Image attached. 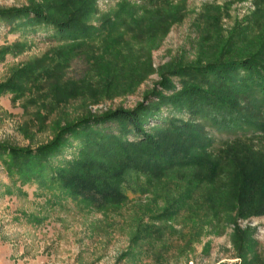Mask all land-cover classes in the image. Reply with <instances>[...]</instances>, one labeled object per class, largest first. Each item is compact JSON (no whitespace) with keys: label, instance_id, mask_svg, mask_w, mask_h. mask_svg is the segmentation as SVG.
Masks as SVG:
<instances>
[{"label":"rangeland","instance_id":"rangeland-1","mask_svg":"<svg viewBox=\"0 0 264 264\" xmlns=\"http://www.w3.org/2000/svg\"><path fill=\"white\" fill-rule=\"evenodd\" d=\"M26 7L75 13L88 29L67 47L50 29L0 16V264H264V214L240 215L246 206L227 165L213 180L194 169L121 170L89 151L95 128L86 138L68 128L194 84L180 71L263 53L264 0H0V12ZM160 115L191 122L173 110ZM206 126L202 154L217 158L235 137L264 154L252 130ZM75 160L80 167L68 170ZM65 172L120 200L72 196L55 179Z\"/></svg>","mask_w":264,"mask_h":264},{"label":"trees","instance_id":"trees-1","mask_svg":"<svg viewBox=\"0 0 264 264\" xmlns=\"http://www.w3.org/2000/svg\"><path fill=\"white\" fill-rule=\"evenodd\" d=\"M0 16L21 18L33 32L38 28L50 29L53 33L51 39L67 47L78 45L88 29L75 13L52 16L41 7L2 11ZM177 74L191 75L194 84L184 86L172 96L158 94L157 101L137 111L118 109L101 116L86 115L69 124L68 128L72 127L78 133L81 131L80 137L81 133L85 136L84 130L95 128V131L89 132L95 139L90 143L89 151L103 161L121 167V170L194 169L195 178L213 180L222 174L223 166L227 165L234 178L236 198L247 207L240 215L248 217L251 209L254 214H264V197L255 198L256 190L264 192L262 152L253 150L254 145L249 140L235 137L224 142L223 149L216 154L217 158L202 154L204 146L210 142L206 125L220 132L252 130L254 136L264 139V52L248 57H224ZM195 79L208 83L209 87L204 89L201 84H195ZM165 87L169 89V86ZM163 110L185 113L191 122L162 117ZM197 119L200 121L196 122ZM149 120L156 121L152 131L145 128ZM61 145L62 142L54 143L55 147ZM46 148L43 146L39 151L44 152ZM79 167V162L75 160L69 162L68 170L75 171ZM73 173L65 172L61 178H55L59 180V187L72 196L82 195L84 201L99 206L106 202L115 204L120 200V196L112 190L96 189L93 182L89 183V178L67 177ZM115 175L118 176L117 173ZM255 201H258V208L249 205Z\"/></svg>","mask_w":264,"mask_h":264}]
</instances>
